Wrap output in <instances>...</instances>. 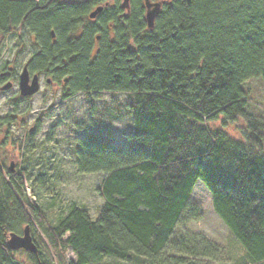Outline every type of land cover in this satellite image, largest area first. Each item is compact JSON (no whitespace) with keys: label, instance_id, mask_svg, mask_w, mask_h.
Here are the masks:
<instances>
[{"label":"trees","instance_id":"trees-1","mask_svg":"<svg viewBox=\"0 0 264 264\" xmlns=\"http://www.w3.org/2000/svg\"><path fill=\"white\" fill-rule=\"evenodd\" d=\"M109 1L41 0L38 9L32 0H0V36L20 28L34 35L28 67L63 85L64 99L130 96L133 129L121 147L103 132L77 139L76 172L105 175L97 189L104 202L95 221L72 206L46 228L54 263L218 260V245L181 230L199 212L190 196L201 181L243 247L232 264H264V114L248 111L245 88L250 80L264 83V0H149L162 1L152 29L144 0H129L126 19H118L116 4L89 21ZM239 119L245 127L234 137L226 129ZM33 220L44 222V213L28 201L22 176L0 163V264H18L7 236ZM26 254L33 264H49L40 251Z\"/></svg>","mask_w":264,"mask_h":264},{"label":"rangeland","instance_id":"rangeland-1","mask_svg":"<svg viewBox=\"0 0 264 264\" xmlns=\"http://www.w3.org/2000/svg\"><path fill=\"white\" fill-rule=\"evenodd\" d=\"M35 43L33 35L24 28L5 38L0 36V68L12 66L20 72ZM245 88L249 97L248 111L264 114V83L250 80ZM60 91L58 83L46 84L45 79L40 83L39 92L28 98L21 99L16 88L0 91V163L7 169L13 163L12 173L22 176L28 201L44 213L45 221L33 220L30 232L42 259L49 264L55 263L54 255L47 247L46 228L55 226L72 206L85 210L95 221L104 202L97 189L105 175L76 172L74 149L77 139L90 132H103L114 137L119 148L125 141L124 136L133 129L125 107L130 98L128 94L102 92L87 97L77 93L63 99ZM218 124L210 122L208 126L215 128ZM244 127V122L239 119L226 130L239 137V129ZM190 203L199 212L196 219L188 221L181 230L201 235L221 249L218 260L196 262L232 264L242 257L243 247L215 213L211 195L203 182H196ZM66 254L72 257L70 251ZM12 258L18 264H33L23 250L14 252ZM97 264L124 262L106 258Z\"/></svg>","mask_w":264,"mask_h":264},{"label":"water","instance_id":"water-1","mask_svg":"<svg viewBox=\"0 0 264 264\" xmlns=\"http://www.w3.org/2000/svg\"><path fill=\"white\" fill-rule=\"evenodd\" d=\"M145 7V21L148 29H152L154 26V20L159 14L162 6V2H151L149 0H144ZM121 7L129 11V0H122ZM102 11V6L96 7L93 11L88 14L90 19H94ZM53 33V32H52ZM19 86L22 96L34 95L38 90L37 77L35 76L31 85L28 84V72L26 67L23 69L19 77ZM10 85L6 84L2 87V90L9 89ZM13 163H10L9 171L13 172ZM6 243L8 247L13 250H23L28 253L38 254V247L34 243L30 228L28 225L24 226L22 229V234L10 233L7 236Z\"/></svg>","mask_w":264,"mask_h":264},{"label":"flooded vegetation","instance_id":"flooded-vegetation-1","mask_svg":"<svg viewBox=\"0 0 264 264\" xmlns=\"http://www.w3.org/2000/svg\"><path fill=\"white\" fill-rule=\"evenodd\" d=\"M36 5H35V8H38V9H41L43 6L40 5L41 3V0H32ZM57 2L59 4H67V3H80L81 1L77 2L75 0H57ZM121 2L122 0H110L109 1V4L111 6H115L116 4H119L118 6L124 11H122V13L118 14V19L121 18V16H123L124 19H126V17L128 16L129 12H127L126 10H124L122 7H121ZM45 4V3H44ZM96 8V7H95ZM94 8V9H95ZM93 9V10H94ZM92 10V11H93ZM144 15H145V8H144ZM89 21H92L93 19H90L88 17ZM95 19V18H94ZM82 30L80 29L77 33V35L81 34ZM113 32L112 29H110V33ZM32 35V34H31ZM52 35V38L54 39V34L51 33ZM34 37V35H33ZM35 38V37H34ZM36 41V39H35ZM98 44V37L94 40V46H97ZM37 50V45L35 43V48L34 50L31 52V54L28 56V60L22 65V68H21V71H17L15 70L12 66H3L0 68V91H6V90H2V87L6 84H9L10 87L9 89L7 90H10V89H13V88H16L17 89V95H19V97L21 99H24V98H28V97H31L32 95L30 96H22L21 95V91H20V86H19V77H20V74L22 73L23 69L26 67L27 69V72H28V84L31 85L34 77L36 76L37 77V82H38V90L36 93L39 92L40 90V83L45 79V83L46 84H49L52 80V77L46 73H37V72H31L29 67H28V61L30 60L33 52H35ZM54 83H57L55 81H53ZM66 82V79L64 80V83ZM60 88H61V97L63 98L64 95H69V92L67 91H64L63 89V85H60ZM35 93V94H36ZM34 94V95H35ZM64 94V95H63ZM72 97V96H71ZM67 98V97H66ZM65 98V99H66ZM70 98V97H68ZM64 99V98H63Z\"/></svg>","mask_w":264,"mask_h":264},{"label":"bare ground","instance_id":"bare-ground-1","mask_svg":"<svg viewBox=\"0 0 264 264\" xmlns=\"http://www.w3.org/2000/svg\"><path fill=\"white\" fill-rule=\"evenodd\" d=\"M156 2H159V1H156ZM162 2V1H161ZM110 4L109 3H105L104 6H102V9L105 7V6H109ZM111 6V5H110ZM162 7V6H161ZM145 8V7H144Z\"/></svg>","mask_w":264,"mask_h":264}]
</instances>
